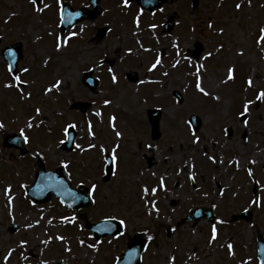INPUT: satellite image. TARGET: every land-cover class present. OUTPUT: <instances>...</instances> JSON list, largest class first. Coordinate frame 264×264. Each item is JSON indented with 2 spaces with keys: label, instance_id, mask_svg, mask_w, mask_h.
<instances>
[{
  "label": "rangeland",
  "instance_id": "obj_1",
  "mask_svg": "<svg viewBox=\"0 0 264 264\" xmlns=\"http://www.w3.org/2000/svg\"><path fill=\"white\" fill-rule=\"evenodd\" d=\"M114 1L113 6V0H101L100 17L93 23L85 22L81 28L83 31L77 29L81 35L71 44L74 45L72 48L67 45L57 51V38H65L58 30L61 0L59 3L57 0H42L40 7L51 3V7L42 13H37L29 0H0V107L3 108L0 113L8 120L4 124L7 135L20 133V129L24 128L30 140L28 154L21 157L18 150L4 148V135L0 133L1 264H5L3 257L13 249L15 251L7 264H57L61 261L67 264H116L125 249L126 239L128 242L129 238L140 233L146 238L153 236L147 251L149 259L145 264H170L171 253L175 249L186 260L185 264L243 262V258L253 256L251 248L256 232H264V228L244 223L230 231L233 235L221 229L219 232H224L221 236H225L224 248L219 232L217 239L211 240V227L206 221L192 228L191 223H183L181 219L188 213L183 212L184 209L190 210L198 203L217 210L218 216L226 221L245 208L253 207L254 212L259 214L257 206H251L244 200L250 188L245 175H242L244 185L241 187H227L220 191L216 183H224L225 177L229 178L232 174L230 169L233 166L228 170L224 167L226 164L220 163L221 160L240 158V167L255 160L252 165L261 173L264 167V102L252 104L247 126L243 123L246 118L240 116L242 104L254 100L257 91L264 89V45L257 43L259 29L264 27V0H251V6L248 0H196L198 7L195 9L192 0H167L163 11L160 10L156 16L143 13L135 4L125 9L124 0L122 5ZM79 2L75 0V3ZM238 3L243 5L240 10L235 7ZM116 5L122 10H109ZM128 11L145 24H154L158 20L160 28L155 40L156 49L158 53L163 52L165 61L152 72L148 69L157 58L156 49L148 39L140 40V35L134 38V43L132 32L137 25L126 21L129 20ZM121 13L113 29L114 41L86 40L88 37L85 38L84 33L87 27L98 25V28H103L107 16L116 17ZM171 18L175 20L176 27L171 35H167L160 23ZM142 26L140 34L153 37L152 32L148 34L146 31L149 25ZM126 28L132 32L126 31ZM116 39L125 43L124 51L123 44ZM12 44H20L23 49L19 76L26 82L25 95L31 92L30 100H24L15 88L4 87L14 81L7 71L1 50ZM197 44L204 47V53L199 61H193L187 52ZM147 45L151 49L148 53L144 50ZM221 45L222 50L217 51ZM178 51L180 55H177ZM241 51L244 55H237ZM209 52L212 56L205 60ZM106 57L113 62V72L122 75L120 79L117 77L116 84L105 73H108L107 67L99 70L101 58ZM177 60L180 64L174 68ZM196 64L204 65L201 76L209 96H204L195 88L192 73ZM26 67L29 69L27 73L24 72ZM230 67L235 69L236 79L227 84L221 83L227 78L226 72ZM89 69L103 77L96 93L82 83L83 74ZM128 73H136L138 83H130L126 79ZM249 78L254 82L253 88L246 86ZM57 80L62 81L60 90L54 89L45 94L46 89ZM176 91L183 97L182 104L173 95ZM217 95L220 97L218 101L213 98ZM105 100H110L111 104L105 106ZM73 102H91L92 107L86 115H82L70 108ZM37 107L41 109V115L33 123L41 119L44 123L27 129L26 122L35 116L34 109ZM153 108L163 112L162 136L158 141L151 139V128L146 121L147 113ZM96 112L102 115L96 116ZM190 115H197L203 121L201 130L195 134L200 138L198 144L193 143L194 137L188 134ZM111 116H116V130L122 133L123 139L116 138L109 122ZM69 122L77 125L76 144L88 150L76 147L71 153L61 150L60 140H65L63 129ZM89 122L93 125L95 139L88 132ZM225 129L232 131L230 138ZM243 135L247 136V143L243 141ZM92 143L96 144V148L89 149ZM117 143L120 148L117 150L116 174L106 182L105 157ZM149 144L151 149L147 147ZM101 146L108 152H101ZM208 156L214 157L216 163H212ZM192 160L204 161L205 164L198 166ZM149 161L150 167L147 164ZM64 164L68 165L66 169L74 187L80 184L88 188L92 184L97 185L93 206L78 212L68 211L57 199H52L46 206H30L22 185H29L42 166L54 170ZM197 173L199 181L209 185V196L205 199L202 196L196 200L187 185L189 176ZM159 177L164 178L167 191L160 190L155 197H144L142 188L158 187ZM262 179L264 181V176ZM8 187L12 189L11 207L5 195ZM221 192L224 194L220 195ZM173 201L177 205L172 210L169 205ZM153 202L159 211H152L149 215ZM72 216L76 217L75 224L64 222L65 217ZM113 216L115 220H125L123 233L126 238L106 237L96 241L87 228L88 223ZM259 221H263V217ZM13 224L19 226L16 234L9 232ZM29 224L33 227L29 228ZM173 224L179 232H170ZM57 236H63L64 240H57ZM230 237L236 241V247L244 241L243 256L233 261L228 260L227 252L225 257L220 254L223 249L226 250ZM45 240L51 242L42 243ZM81 240L85 242L83 246ZM21 243L25 246L20 247ZM88 244L96 247L89 248ZM69 248L71 251L67 250ZM173 257L175 259L174 262L171 260V264H184L178 253Z\"/></svg>",
  "mask_w": 264,
  "mask_h": 264
},
{
  "label": "snow or ice",
  "instance_id": "obj_2",
  "mask_svg": "<svg viewBox=\"0 0 264 264\" xmlns=\"http://www.w3.org/2000/svg\"><path fill=\"white\" fill-rule=\"evenodd\" d=\"M29 2L34 6V9L37 13H42L45 11V9L47 8H50L51 5L49 4H44L42 7L40 6H37L38 5V0H29ZM57 2L59 3V0H57ZM248 3H249V6H251V0H248ZM124 7H130V4H129V0H124ZM236 9L237 10H240L243 5L242 4H236ZM161 11H163V9H161ZM76 16H79L80 13H76L75 14ZM73 19L72 15L69 14L68 17H67V20L65 18V14H64V10H63V7L61 6L60 7V22L63 24L65 22H70L71 20ZM136 25L137 27H139V17H137L136 19ZM153 29H155L156 25H153L152 26ZM209 27L211 28L212 25L209 24ZM81 31H83V29H81ZM223 33V30L221 29V34ZM79 33H76V32H73L71 36H69L67 38V40L63 39V38H57L56 40V50L59 51L61 48L63 47H66L67 46V42L68 40H71L73 37L75 36H78ZM257 43L261 44V45H264V27L260 28L259 29V39L257 41ZM175 47H177V49L179 48V45H175ZM223 48V45L220 46L219 49H217V51H221ZM145 51H151V49H144ZM11 55V54H10ZM177 55H180L179 51L177 52ZM237 55L239 56H243L244 53L241 51V52H238ZM212 56V53L209 52L207 56L204 57L205 60L209 59L210 57ZM185 59H189L188 57H185ZM162 61H161V58L159 56H157V58L155 59V62L152 63L151 67H149L148 71L149 72H152L154 70H156V68L161 65ZM180 64V61L177 60L174 64H173V67H177L178 65ZM99 66H102V65H99ZM204 69V65L203 64H196L195 65V71L192 73V75L195 77V88L196 90L203 94L204 96H209L210 95V92L206 90L205 86L203 85V78L201 76V70ZM7 71L9 73H12L13 72V68H12V65L9 64L8 68H7ZM29 71V69L26 67L24 68V72L27 73ZM108 72L109 73H112L111 75V80H112V83L113 84H116L118 83V79H117V76L115 75V73L113 72V69L112 68H109L108 69ZM165 76L168 75L167 72L164 73ZM226 79L221 81V83H224V84H227L228 82L230 81H234L236 79V76H235V69L234 68H228L227 69V72H226ZM12 80L14 81V83H7L4 85L5 88H8V89H12V88H15L17 89V91L19 92L20 96L24 99V100H30L31 99V92H29L27 95H25V87H26V82L24 80L21 79V77L19 75H13L12 76ZM150 83H155V81H149ZM61 83L62 81H59L57 80L53 85L52 87H48L46 89V93H51L53 92V90L55 89L56 91H59L60 90V87H61ZM141 83H145V81H141ZM246 85L248 88H253L254 86V82L251 78L247 79L246 80ZM215 100H219L220 97L217 95L215 97H213ZM257 101L259 102H264V89H259L255 95V99L254 100H247L246 102H244L242 104V109L240 111V116L241 117H244L246 119L243 120V123L245 124V126H247L248 124V119L247 117L249 116V110L252 106L253 103H256ZM111 104V101L110 100H105L104 101V105L107 106ZM35 111V116L32 117V119H29L27 122H26V125L25 127L27 129H32L33 127H39L41 124L44 123L43 119L39 120V121H36V123L34 124L33 121L36 119V117L40 116L41 115V109L39 107L35 108L34 109ZM96 116H101L102 113L100 112H96L95 113ZM116 116H111L110 117V125L113 129V131L115 132V136L116 138L118 139H123V136H122V133L120 131H117L116 130ZM188 124H189V127L191 126V121H188ZM5 125L3 122H0V128H4ZM77 128V125L75 123H68L66 125V127L63 129V135L64 136H69L70 135V130H74ZM92 128H93V125L89 122L88 125H87V129H88V132L89 134L93 137V139H95V134L92 132ZM225 131H228L227 129H225ZM20 136L23 138V142L24 143H29L30 140H29V135L26 134L25 132V129L24 128H21L20 129ZM193 137H194V140H193V143H199L200 141V138L198 136L195 135V132L192 133ZM60 143L61 144H64L66 143L65 140H60ZM75 147L77 149H81V150H88V149H82V146L80 144H76ZM147 147L149 149L152 148V145L149 144L147 145ZM96 148V144L95 143H92L89 145V149H94ZM120 148V144L117 143L114 147L111 148V151L109 153V157L110 159H108V163L111 165L109 168H108V172H111L112 175H115V171L113 170L115 165L117 164V160H118V157H117V150ZM101 152H108V149L104 148L103 146H101ZM207 155V153H206ZM208 159L212 161V163H216V159L212 156H208ZM220 163H224L223 160L220 161ZM237 167H239V161H236L235 162ZM250 164H255L256 161L255 160H252V161H249ZM63 167L67 168L68 165L67 164H64ZM141 175H143V173H141ZM153 176H155L156 174L155 173H152ZM248 175L249 176H252L253 173L252 171L249 169L248 170ZM159 185L158 187H152L151 189H149V187L145 186L142 188V192H143V195L144 197H148L149 195H151L152 197H155V195L157 194L158 191L160 190H164V191H167V187L165 185V181H164V178L163 177H159ZM189 179H192V180H195V176L194 175H190L189 176ZM60 183H63L62 181ZM22 187H25L22 185ZM96 189H97V185L96 184H92L91 188L89 189L88 191V195L89 196H93L96 192ZM11 192H12V189L11 187H8L5 189V195L8 197V206L11 207L12 206V201H13V197L11 196ZM72 197H73V200H76V199H83V197H77L75 194H71ZM220 195H223V193L221 192ZM253 204H257V201L253 200L252 201ZM152 211H156L158 212L159 209L156 208V204L153 202L151 204V208L149 209V215L152 214ZM42 219V217H41ZM111 219H116L115 216L111 217ZM64 222L66 223H71V224H75L76 223V217L72 216V217H65L64 218ZM119 224L121 226H124L126 227V222L124 219H120L119 221ZM37 223H39V221H37ZM49 223H51V221H49ZM217 223H224V221L220 220V221H217ZM29 228L33 227V225L29 224L28 225ZM114 228V225H108V226H105L103 228H97L96 230L97 231H111L112 229ZM173 231H175V229H173ZM120 235H124L123 232L120 233ZM217 236H218V232H217V227L215 224L212 225V228H211V240L212 241H215L217 239ZM57 240L59 241H63L64 240V237L63 236H57L56 237ZM149 240L152 239L151 236L148 237ZM51 241L50 240H45L43 241L42 243L44 244H49ZM84 240H81L80 241V244L81 246L84 245ZM25 244L24 243H21L20 247H24ZM89 248H95L96 246L93 245V244H88L87 245ZM227 248L229 249V252L230 254L234 255V251H233V245L231 243H229L227 245ZM68 251H71V249H67ZM13 251H15L14 249L13 250H10L8 252V254L6 256L3 257L4 261H5V264H7V261L11 258L12 256V253ZM174 262V257L171 258ZM261 264H264V260H261Z\"/></svg>",
  "mask_w": 264,
  "mask_h": 264
},
{
  "label": "flooded vegetation",
  "instance_id": "obj_3",
  "mask_svg": "<svg viewBox=\"0 0 264 264\" xmlns=\"http://www.w3.org/2000/svg\"><path fill=\"white\" fill-rule=\"evenodd\" d=\"M135 5H137L136 3H134ZM138 6V5H137ZM139 7V6H138ZM140 9V7H139ZM141 10V9H140ZM145 13V12H143ZM131 17H133V15L130 13L129 15V20H126V21H130ZM117 17H109L108 20H107V28H106V31H105V38L108 40V41H114L112 38L113 36V29L116 27L117 25ZM135 24V23H134ZM157 25V24H155ZM163 23H160V26H162ZM126 31L128 32H132L129 28H126L125 29ZM141 27H137V29L135 31H133V41L135 40L134 38L138 35L141 36L142 40L143 39H146L147 37L141 35ZM104 30H101V28H94L93 29V34H92V37H96L98 36L99 34H101ZM147 33L149 32L148 30H146ZM146 33V34H147ZM143 34V33H142ZM118 42L122 43L123 44V49L122 51H124L126 49V46H125V43L122 42L121 39H116ZM137 41V40H136ZM135 43V41H134ZM138 47V45H137ZM139 53V51H138ZM123 54V52H122ZM122 54H120L122 56ZM189 54V52H188ZM120 60L123 62V60L121 59L120 57ZM111 67H113V62H110L108 61V57H107V61H106ZM119 77H122L121 74H118ZM126 77H129V74H126ZM240 121V119H239ZM188 128V134L190 133V135H192L193 133V129H192V126L189 127V124H187ZM233 135L232 131L229 130L228 131V134H227V137L230 138L231 136ZM193 136V135H192ZM243 138V141L245 143H247V136L246 135H243L242 136ZM238 159L240 158H237V157H234L233 159H230V160H226L224 161V164H226L224 167H228V170L230 169L231 166L232 169H230V172H232V174L230 175V177H225V182L224 183H216V187L217 189H219L220 191H224V189H227V187H229L230 189L234 188V186H243L244 185V182H241L242 180V175H245V179L247 180V184L250 185V188L247 189V194L244 196L246 197L244 200L247 202H250L251 206H257V210L259 211V214L257 215V213L254 212V210L252 208H245V209H242L239 211V213L237 215H242V218H240L239 222L237 223V225H241V224H244V223H248L250 226H255L257 228V225L259 228H264V181L262 179V177L264 176V167L262 168V173L261 172H257L254 168V166L250 163H248L245 167L242 166L240 167V164H239V167H237L236 165V161H238ZM192 162H194L195 165H202V164H205L204 161H202V163H200L199 161L196 162L195 160H192ZM148 166L150 167L151 166V161H149L148 163ZM203 168V167H201ZM194 169V166H192V170ZM251 170L253 175L252 176H249L248 175V170ZM227 170V171H228ZM191 175H194L195 176V180H192V179H189V183L187 184L190 188V191L193 193V195H195V197L197 198L196 200H200V198L202 196H204V199L207 198L209 196V185L205 184L204 182H200L199 181V173H197V175L195 174H191ZM236 183V184H235ZM258 185V187L256 186V184ZM225 186V187H224ZM255 186H256V190H255ZM224 194V193H223ZM222 198V197H221ZM255 200L257 201V204H253L252 201ZM228 202V201H227ZM176 205H177V202L176 201H173L171 202V204L169 205V208L170 209H175L176 208ZM206 205L203 204V203H198V204H195V206L193 208H191L190 210H186L184 209L183 212H188L187 214L184 215V217L181 219L182 222L184 223L185 220L189 217V216H193L194 219L192 220V224L193 226L197 227V225L202 222V221H208L207 220V217H204V214H205V209H206ZM261 208V209H259ZM208 210V209H207ZM256 210V211H257ZM217 212V210H214ZM246 211H251V212H248V213H245ZM219 212V211H218ZM217 217L219 218L218 216V213L216 214ZM259 216V217H258ZM263 217V221H259V219H261ZM197 221V222H196ZM220 221V218L219 220ZM177 224V223H176ZM180 226V225H179ZM192 226V227H193ZM175 229H177V226H173ZM178 230V229H177ZM234 234H236V232H234ZM246 249H249L247 246H246ZM252 252H253V256H251L250 258H243L242 260H244L243 262H241L240 260L236 263V264H261L260 261H259V252L261 249H264V232H259L257 231L256 232V235H255V239H254V242H253V246H252ZM236 252H240L239 254H230L229 252H227L225 249H223L221 251V256L225 257V253H226V256L228 255L230 258H228L229 261H233V259H236L240 256V258L243 256L242 252H243V247H237L236 248ZM1 252V251H0ZM175 253H178L180 255V257L184 260V264L186 262V260L181 256V253L179 252V250L175 249L172 253H171V258L173 257V255ZM2 256V253H0V258ZM146 257V256H145ZM144 257V258H145ZM147 258V257H146ZM225 259V258H224ZM248 259V260H247ZM141 264H144V261L142 260Z\"/></svg>",
  "mask_w": 264,
  "mask_h": 264
},
{
  "label": "water",
  "instance_id": "obj_4",
  "mask_svg": "<svg viewBox=\"0 0 264 264\" xmlns=\"http://www.w3.org/2000/svg\"><path fill=\"white\" fill-rule=\"evenodd\" d=\"M72 24L73 22H69V26ZM17 52H18V56L20 59L21 58L20 51L18 50ZM6 58H7V61H9L10 64L12 65V68L15 69V66L17 65L18 57L7 55ZM89 77H90V74H87V78H85V84L88 85L92 90H95L97 87L96 81L91 80ZM75 108H80L83 113H86L89 108V105L88 104H77L75 105ZM150 119L153 124V135L154 137H156L159 131L158 122L160 119V112L152 111V114L150 115ZM196 126L199 127V123H197ZM68 140H69L68 141L69 144H66L67 151L72 149V145L75 140L74 135L70 134ZM11 143L12 142L9 139H7L6 144L11 145ZM17 143H18L17 146L20 149H22L21 151H23L22 153L24 154L26 150V146H24L25 144L23 142H19L18 139H17ZM108 173L110 174L111 172H108ZM61 181L63 183H66L67 185L64 187L62 186L60 187L58 184H63V183H60ZM70 189L71 188L69 186V181H68V178L66 176L64 169H59L58 171L51 173V174H47L46 172L39 173L36 178V183L34 187L32 189H28V191L31 193V196L34 202L40 203L46 200L48 201L53 194H56L60 196L65 201V203H67L71 208H74L77 210L88 207L92 204V201L86 189H84L83 187H80L79 190L77 191H71ZM71 194H75L77 197H83V199L73 200V197ZM107 225H114V228L111 231H106V232L96 230L97 228H103ZM90 228L95 232L98 238H101L108 233L117 234L120 231L119 226L115 222H103L97 225H93ZM136 245L138 246L139 249L141 248L140 242L136 243Z\"/></svg>",
  "mask_w": 264,
  "mask_h": 264
}]
</instances>
